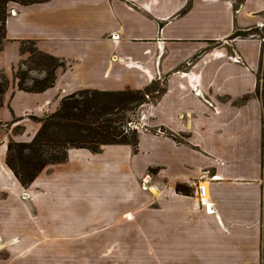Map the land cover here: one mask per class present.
<instances>
[{
	"label": "crops",
	"instance_id": "obj_1",
	"mask_svg": "<svg viewBox=\"0 0 264 264\" xmlns=\"http://www.w3.org/2000/svg\"><path fill=\"white\" fill-rule=\"evenodd\" d=\"M10 8L0 51V74L11 80L0 108V264H264V108L256 96L264 41L231 39L263 25L264 0ZM26 41L65 62L44 92L13 80L29 57ZM161 80L165 93L138 111V153L72 148L29 186L7 166L8 143L30 142L65 97ZM205 171L210 212L193 196Z\"/></svg>",
	"mask_w": 264,
	"mask_h": 264
},
{
	"label": "trees",
	"instance_id": "obj_2",
	"mask_svg": "<svg viewBox=\"0 0 264 264\" xmlns=\"http://www.w3.org/2000/svg\"><path fill=\"white\" fill-rule=\"evenodd\" d=\"M49 0H0V51L6 37V24L9 8L13 3L28 6L44 3ZM258 28L242 31L236 30L233 38L256 37ZM261 39V38H260ZM26 44L31 48L26 50ZM22 50L29 53L14 71V81L19 90L26 92H44L54 86L57 69L65 67V62L50 54L40 51L34 42H23ZM196 57L192 60L194 61ZM29 63L31 65H29ZM28 65L27 69L23 66ZM264 68V46L261 51L260 72ZM32 69L44 71V77L30 76ZM30 80L32 86H26ZM256 96L264 108V89L259 88ZM158 82L153 81L143 90L101 91L86 89L65 97L59 109L41 120L42 126L31 142L8 143L6 164L23 186H29L49 165L63 163L68 158L69 149H85L92 153H100L107 145H128L134 153H138L140 135L134 128L132 118L139 109L159 99L166 91L165 86L158 89ZM9 80L0 74V108L4 105V95L9 88ZM179 193L188 190L178 185Z\"/></svg>",
	"mask_w": 264,
	"mask_h": 264
},
{
	"label": "rangeland",
	"instance_id": "obj_3",
	"mask_svg": "<svg viewBox=\"0 0 264 264\" xmlns=\"http://www.w3.org/2000/svg\"><path fill=\"white\" fill-rule=\"evenodd\" d=\"M17 4V3H16ZM12 9L11 8H9V13H10V11H11ZM11 15V14H10ZM256 37H258V38H261L263 41H264V23H263V25L262 26H260V27H258V31H256ZM31 44H26V46H25V49L26 50H28V49H30L31 48ZM211 46H215V44H212ZM29 65H31L30 63H29ZM23 68L24 69H27L28 68V65H25V66H23ZM44 73V71H41V70H37V69H32L31 70V72H30V76L31 77H33V78H38V77H36L38 74H43ZM7 79L9 80V85L11 84V80L7 77ZM14 80V79H13ZM15 82V81H14ZM26 86H28V87H30V86H32V82L30 81V80H28V81H26ZM158 89H160V88H162L163 86H164V83L162 82V80L161 81H158ZM259 88H260V91H261V93H262V91H263V89H264V68H262V70H261V72H260V83H259ZM132 120H133V122L135 123L134 124V128H136V129H138V132L140 131V130H143L142 128H141V121L139 120V116H138V113L132 118ZM140 129V130H139ZM144 129H146L149 133H156V131L154 130V129H150V128H144ZM15 133H18V132H20L21 131V129H20V127H18V128H15ZM11 141H13V140H11ZM32 141V140H31ZM30 141V142H31ZM13 142H15V141H13ZM111 155H113V156H115L112 152L111 153H109V155L108 156H111ZM108 158H112V157H108ZM157 169L156 168H150L149 169V173H155V171H156Z\"/></svg>",
	"mask_w": 264,
	"mask_h": 264
},
{
	"label": "built area",
	"instance_id": "obj_4",
	"mask_svg": "<svg viewBox=\"0 0 264 264\" xmlns=\"http://www.w3.org/2000/svg\"><path fill=\"white\" fill-rule=\"evenodd\" d=\"M11 15H15V11L12 9L10 11ZM232 60L239 61L238 57H232ZM198 93V92H197ZM207 178H208V172H202L201 175L195 182H193L194 190H193V196L199 200L200 206L207 209L208 212H210V207L212 206L209 204L208 201V186H207Z\"/></svg>",
	"mask_w": 264,
	"mask_h": 264
},
{
	"label": "bare ground",
	"instance_id": "obj_5",
	"mask_svg": "<svg viewBox=\"0 0 264 264\" xmlns=\"http://www.w3.org/2000/svg\"><path fill=\"white\" fill-rule=\"evenodd\" d=\"M210 210H211V208H210Z\"/></svg>",
	"mask_w": 264,
	"mask_h": 264
}]
</instances>
